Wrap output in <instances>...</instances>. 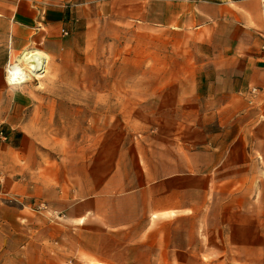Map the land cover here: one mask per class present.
Here are the masks:
<instances>
[{"label": "crops", "instance_id": "obj_1", "mask_svg": "<svg viewBox=\"0 0 264 264\" xmlns=\"http://www.w3.org/2000/svg\"><path fill=\"white\" fill-rule=\"evenodd\" d=\"M263 37L260 0H0V264L94 258L96 232L149 264L251 262ZM26 50L45 71L9 83Z\"/></svg>", "mask_w": 264, "mask_h": 264}, {"label": "rangeland", "instance_id": "obj_2", "mask_svg": "<svg viewBox=\"0 0 264 264\" xmlns=\"http://www.w3.org/2000/svg\"><path fill=\"white\" fill-rule=\"evenodd\" d=\"M42 74L43 72L39 75H32L31 79H39ZM31 79H29V81ZM112 139H114L113 135H112ZM41 205H38L36 208L33 209V211L38 214L41 213L42 211H47L46 220H48V223L54 225L55 222L58 221L60 217L57 215V213L47 208L46 205L43 206ZM95 238H96L95 240L96 247L94 248V253H95L94 258L92 257L87 258V256L84 254L82 255L80 254L77 256L76 253L74 254L76 250L72 251L69 248L67 249L65 248L62 252L61 258L57 260L56 264H70L68 263L69 260H72V264H104L101 262V260L103 259L111 261L110 263H106V264H149L146 263V256L144 254L147 251L145 249L143 250L142 248H131V247L118 248V244H122V240L120 242L117 239H113L112 237L110 238L109 235L106 237L104 236V234H102V232H96ZM259 250H260L259 254L255 252V255H252L253 257L247 259L250 260L251 262L234 263V264H264V251H262L264 250V248H260ZM74 255H76V258H73ZM237 258L239 257L234 255V259ZM74 260L76 261V263H74ZM215 264H220V263H215ZM222 264H230V263L224 262Z\"/></svg>", "mask_w": 264, "mask_h": 264}, {"label": "bare ground", "instance_id": "obj_3", "mask_svg": "<svg viewBox=\"0 0 264 264\" xmlns=\"http://www.w3.org/2000/svg\"><path fill=\"white\" fill-rule=\"evenodd\" d=\"M47 56L38 50H26L19 56L21 65L9 67L7 81L12 84L31 79L32 75H39L46 69Z\"/></svg>", "mask_w": 264, "mask_h": 264}, {"label": "built area", "instance_id": "obj_4", "mask_svg": "<svg viewBox=\"0 0 264 264\" xmlns=\"http://www.w3.org/2000/svg\"><path fill=\"white\" fill-rule=\"evenodd\" d=\"M260 2H261V7H262V16L264 18V0H260ZM260 51H261V57H262L263 62H264V37H263L262 43L260 45ZM12 65L13 66H15V65L23 66V64H20V61H16L15 63L8 65L7 70H6V76L8 75L9 67H12ZM27 80H29V79H27ZM27 80H25V81H27ZM263 89H264V85H263ZM260 90H262V89H258L257 87H250L249 93L252 97H254ZM0 138L3 140L5 139V136H4L1 129H0ZM41 206H43V205H41Z\"/></svg>", "mask_w": 264, "mask_h": 264}]
</instances>
